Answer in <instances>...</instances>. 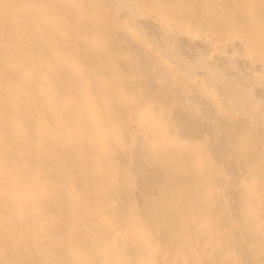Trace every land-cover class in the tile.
I'll return each instance as SVG.
<instances>
[{"label": "bare ground", "instance_id": "1", "mask_svg": "<svg viewBox=\"0 0 264 264\" xmlns=\"http://www.w3.org/2000/svg\"><path fill=\"white\" fill-rule=\"evenodd\" d=\"M0 264H264V0H0Z\"/></svg>", "mask_w": 264, "mask_h": 264}]
</instances>
